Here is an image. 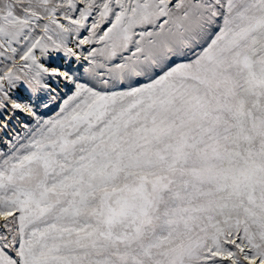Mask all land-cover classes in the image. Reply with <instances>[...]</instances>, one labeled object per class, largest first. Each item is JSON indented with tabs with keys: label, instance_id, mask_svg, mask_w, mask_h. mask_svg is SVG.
<instances>
[{
	"label": "snow or ice",
	"instance_id": "obj_1",
	"mask_svg": "<svg viewBox=\"0 0 264 264\" xmlns=\"http://www.w3.org/2000/svg\"><path fill=\"white\" fill-rule=\"evenodd\" d=\"M0 264H264V0H0Z\"/></svg>",
	"mask_w": 264,
	"mask_h": 264
},
{
	"label": "rangeland",
	"instance_id": "obj_2",
	"mask_svg": "<svg viewBox=\"0 0 264 264\" xmlns=\"http://www.w3.org/2000/svg\"><path fill=\"white\" fill-rule=\"evenodd\" d=\"M64 91H65V92H64ZM67 91H68V89H66V88L64 87L63 92H62V93L60 92V94H61V95H64ZM41 111H42V114L44 115V117L47 118V117H49V116L54 115V113H55V111H56V107H55V105H53V107H52L51 109H49V110H47V111H44V110H41Z\"/></svg>",
	"mask_w": 264,
	"mask_h": 264
},
{
	"label": "bare ground",
	"instance_id": "obj_3",
	"mask_svg": "<svg viewBox=\"0 0 264 264\" xmlns=\"http://www.w3.org/2000/svg\"><path fill=\"white\" fill-rule=\"evenodd\" d=\"M58 88H59V91L62 93L63 92V89H64V85L63 84H60L59 86H58ZM65 92V91H64Z\"/></svg>",
	"mask_w": 264,
	"mask_h": 264
}]
</instances>
